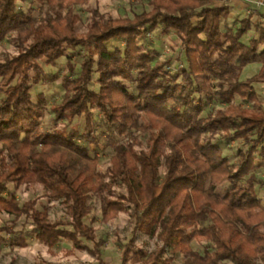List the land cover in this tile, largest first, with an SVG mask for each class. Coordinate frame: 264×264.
<instances>
[{
	"label": "trees",
	"instance_id": "trees-1",
	"mask_svg": "<svg viewBox=\"0 0 264 264\" xmlns=\"http://www.w3.org/2000/svg\"><path fill=\"white\" fill-rule=\"evenodd\" d=\"M19 1L30 2L0 0V45L10 39L16 48L0 59V209L24 215L48 244L91 241L100 260L102 240L83 221L92 211L88 194L97 195L102 221L127 213L133 233L162 243L147 254L150 264L165 262L166 252L181 253V264L264 263V206L255 187L264 186L256 177L264 165V109L255 87L264 85V25L248 14L230 27L231 6L222 0H148L149 9L131 16L92 11L79 32L73 7L87 0H37L46 5L38 15L36 5L18 7ZM155 29L178 38V71L169 72V59H157L154 48L139 42ZM109 41L115 43L106 46ZM61 58L63 93L52 121L64 123L48 130L40 120L45 96L40 91L33 100L31 87L56 80L44 66ZM251 63L258 70L242 78ZM214 101L225 106L204 114ZM93 109L113 152L104 172L97 154L105 130ZM222 139L246 145L233 163L222 153ZM8 183L39 184L43 195L61 202L66 224L50 222L36 199L19 204L5 196ZM133 239L122 246V264L144 260ZM192 241L210 249L194 251Z\"/></svg>",
	"mask_w": 264,
	"mask_h": 264
},
{
	"label": "rangeland",
	"instance_id": "rangeland-1",
	"mask_svg": "<svg viewBox=\"0 0 264 264\" xmlns=\"http://www.w3.org/2000/svg\"><path fill=\"white\" fill-rule=\"evenodd\" d=\"M223 1V0H222ZM224 2V1H223ZM37 6L34 14L38 15L40 12L46 10V5L38 3L37 0H30L17 3L18 7H27L30 4ZM230 4V13L227 19V24L232 28H236L241 18L247 15V6L243 0H227ZM143 9H149L148 0H87L84 4L73 7L75 13L80 17V22L77 25V31L82 32L86 29L92 11L103 14L107 17H124L131 16L135 12ZM262 13V14H261ZM253 23L264 25V12L250 13ZM255 35V30H251L248 34L242 36L241 40L246 41L250 36ZM140 43H146L149 48H154L157 52V59H169V64L166 69L169 72H176L182 67V63L177 59L178 51L180 50L179 40L173 31L166 34L161 33L158 29L150 32L146 37L139 39ZM115 41L105 43L106 46L113 45ZM16 48L10 39H4L0 45V59L5 54H15ZM73 56L74 71H79V62L81 60L82 49L77 48ZM65 59L61 58L57 61L55 66H44L47 75H57V79L47 84H37L31 87L32 99L38 92H43L46 99V107L41 116V123L44 129L51 130L55 127H61L64 123H53V106L57 105L61 99L63 89L60 84L59 77L61 72L65 71ZM259 68L258 63H251L247 65L241 75L246 78L254 74ZM48 76V77H49ZM96 89L97 85L92 84ZM256 91L262 108L264 109V85H256ZM1 98V94H0ZM234 103L249 106L250 103L245 102L238 97L233 100ZM220 102H211L207 104L204 114L209 111H214L216 108L224 107ZM94 119L96 123L100 124V131L105 130L101 135V149L98 151L99 162L97 170L100 172L106 171L110 165V157L113 154L112 149L108 146L107 138L104 136L108 134L104 127L100 114L96 109H93ZM140 135L139 132L136 133ZM223 155L228 157V160L233 163L235 160V153L237 149L244 148L246 145L241 139L219 141ZM91 149L93 146L90 147ZM162 169H159V175H162ZM257 180L264 179V165L256 171ZM227 186L228 183H224ZM257 195L264 206V186L256 184ZM43 189L39 184L25 186L21 184L14 187L13 184L6 185L5 196L13 194L18 203L21 204L30 199H36L37 209H43L46 212L47 219L50 222L66 224L68 221L63 205L59 200H50L43 195ZM87 204L92 205L91 213L84 218V224L90 225L93 228L96 239L102 240L99 247L100 260L94 253V245L91 241H83L79 246H75L70 240L61 239L54 244L43 242L35 236L32 230L31 221L24 215L19 218H14L12 214L0 209V227L3 228V240L0 243V264H122L123 244L126 243L134 234L133 245L144 251L145 257L142 261L132 262L129 260L125 264H150L152 260L147 257V254L155 252L159 249L162 243L155 237L143 232L133 233V225L127 213L118 212L116 216L110 220H101L100 200L97 195L88 194ZM24 238L22 244H16V241ZM15 241V242H14ZM191 248L194 251L202 253L204 249H210V244L207 242H191ZM132 255V254H131ZM165 259L163 263L158 264H181L183 256L176 252L171 254L166 252L163 256ZM131 259V258H130ZM167 261V262H166ZM264 264V263H259Z\"/></svg>",
	"mask_w": 264,
	"mask_h": 264
},
{
	"label": "built area",
	"instance_id": "built-area-1",
	"mask_svg": "<svg viewBox=\"0 0 264 264\" xmlns=\"http://www.w3.org/2000/svg\"><path fill=\"white\" fill-rule=\"evenodd\" d=\"M224 2H227V0H223ZM243 3L247 6V15L251 12H258L263 11L264 12V0H243Z\"/></svg>",
	"mask_w": 264,
	"mask_h": 264
}]
</instances>
